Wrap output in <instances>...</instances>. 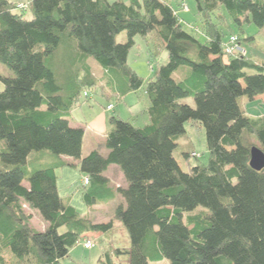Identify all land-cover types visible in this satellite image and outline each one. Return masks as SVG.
Returning a JSON list of instances; mask_svg holds the SVG:
<instances>
[{
	"label": "trees",
	"instance_id": "1",
	"mask_svg": "<svg viewBox=\"0 0 264 264\" xmlns=\"http://www.w3.org/2000/svg\"><path fill=\"white\" fill-rule=\"evenodd\" d=\"M184 2L0 0V61L12 71L0 73V264H64L85 233L115 221L130 244L112 254H127L128 264H264V167L250 164L252 146L264 151V114L240 101L264 93V58L244 45L245 55L225 51L232 34L255 42L242 28L264 27V0H195L200 32L185 27ZM227 17L244 35L229 23L225 33ZM138 34L152 44V61L166 53L147 79L127 60ZM89 56L113 69L120 96L144 86L149 120L112 114L100 143L107 151L83 155L85 128L70 118L101 78ZM188 122L205 128L208 160L184 169L174 150ZM192 151L182 152L188 159ZM113 163L125 179L116 189L105 173ZM67 164L85 173L87 204L118 196L108 221L81 215L60 195L57 170ZM26 207L45 228L31 224ZM105 254V264H117Z\"/></svg>",
	"mask_w": 264,
	"mask_h": 264
},
{
	"label": "rangeland",
	"instance_id": "2",
	"mask_svg": "<svg viewBox=\"0 0 264 264\" xmlns=\"http://www.w3.org/2000/svg\"><path fill=\"white\" fill-rule=\"evenodd\" d=\"M24 1V0H19ZM179 12L185 21V27L188 29H195V32H200L201 23L199 15L197 14L195 0H185ZM27 16L30 12L27 11ZM229 23L231 29L235 32H240L241 29L236 27L227 17V23L222 25L223 30L227 34L229 32L226 25ZM198 25V26H197ZM244 33L252 34L255 36V42L249 43L246 40L241 42L249 54L257 57L264 58V27H259L254 23H245L243 25ZM242 35L244 33L240 32ZM127 38L126 30H122L117 34L116 39L123 41ZM152 44H147L141 35L135 36V43L130 48L128 53V64L136 70V72L143 76L145 79L154 75V67L157 61H164L166 53L164 47L159 50L160 54L157 61L151 60ZM153 49V48H152ZM246 50V52H247ZM158 51V47L155 49ZM251 52V53H250ZM243 55V53L241 52ZM245 55V54H244ZM89 62L92 64V70L99 76L104 72L103 81L95 85V89H87V95L82 94L80 102L75 105L71 113V123L73 125H81L85 128V137L82 144V154L85 155L92 149L100 146L104 140L107 129L111 126L110 116L112 114H119L124 119L131 120L136 125H144L148 122V115L146 113V106L149 105V98L142 86L137 92L130 91L125 94L121 99L113 92L116 89V81L118 78L113 74V69L97 63L94 58L89 56ZM108 69L110 72L108 73ZM0 73L12 74L8 66L0 61ZM101 79V78H100ZM3 83L0 81V87ZM108 92V93H107ZM192 105L194 100L192 96H187L182 99ZM242 105L246 108L247 112L251 115L257 116L264 114V93L259 94L255 99L249 100L247 96L240 98ZM111 103L113 106L108 107ZM177 146L174 154L181 166L184 169L188 168V163L195 164L196 162H207L208 149L206 145L205 128L195 123L188 122L186 130L179 134L177 138ZM103 152L107 149L100 146ZM193 150L188 159L185 158L182 151ZM58 189L60 195L64 199H68L73 204L79 213L83 216L89 217L94 221L103 222L108 221L114 214V210L118 202L117 198H112L107 202H100L95 204H87L83 198V179L85 173L80 170L78 164L65 165L58 168ZM105 173L110 177V186L116 189L118 185H124L125 179L123 172L116 164H111L106 169ZM199 208V207H198ZM27 212H31V224L38 228L43 229L48 224L42 216L35 210L26 207ZM193 212H196L194 210ZM66 227L61 226L59 229L63 231ZM84 236L92 238L95 245L91 248H86L83 244L84 237L72 246L69 253L61 258L64 264H105L106 259L105 251H110L112 254L117 248H125L130 244L129 234L125 226L120 221H115L114 226L108 231H91L84 234ZM114 261L117 264H128V255L120 253L119 256L112 254ZM168 261L163 259L161 261L153 262L154 264H166Z\"/></svg>",
	"mask_w": 264,
	"mask_h": 264
},
{
	"label": "built area",
	"instance_id": "3",
	"mask_svg": "<svg viewBox=\"0 0 264 264\" xmlns=\"http://www.w3.org/2000/svg\"><path fill=\"white\" fill-rule=\"evenodd\" d=\"M20 7H23L24 4L20 3L19 4ZM225 51L227 53H243L246 54V48L241 46V44L238 41V35L237 34H232L230 35L229 39L227 40L226 44H225ZM85 94L87 95V93L85 92ZM112 104H109L108 107H112ZM194 155L196 154L195 152H192ZM85 182H88V178L85 179ZM95 241L92 238L86 237L85 241H84V246L86 248H90L92 246H94Z\"/></svg>",
	"mask_w": 264,
	"mask_h": 264
},
{
	"label": "water",
	"instance_id": "4",
	"mask_svg": "<svg viewBox=\"0 0 264 264\" xmlns=\"http://www.w3.org/2000/svg\"><path fill=\"white\" fill-rule=\"evenodd\" d=\"M250 164L256 169L264 167V151L256 145L251 148Z\"/></svg>",
	"mask_w": 264,
	"mask_h": 264
},
{
	"label": "crops",
	"instance_id": "5",
	"mask_svg": "<svg viewBox=\"0 0 264 264\" xmlns=\"http://www.w3.org/2000/svg\"><path fill=\"white\" fill-rule=\"evenodd\" d=\"M88 60H89V59H88ZM89 64H90V66L92 65L90 62H89ZM93 72H94V71H93ZM108 72H110V71H108ZM94 73H95V72H94ZM95 75H97V74L95 73ZM102 75H104V72L101 74V79L99 80V83L101 82V80L103 81V79H104V78H103L104 76H102ZM115 84H116V89L113 90V92H109V93H111V94L114 93V94H116L117 96H119V99H121V98L125 95V94H124L123 96H120V95H119V94H120L119 92L122 91V88H121V81L117 80ZM129 92H130V91H129ZM107 93H108V92H107ZM127 93H128V92H127ZM127 93H126V94H127ZM109 104H111V103H109ZM109 104H108V105H109ZM84 137H85V134H84ZM83 139H84V138H83ZM83 141H84V140H83Z\"/></svg>",
	"mask_w": 264,
	"mask_h": 264
}]
</instances>
